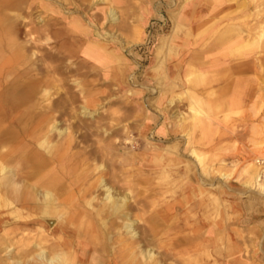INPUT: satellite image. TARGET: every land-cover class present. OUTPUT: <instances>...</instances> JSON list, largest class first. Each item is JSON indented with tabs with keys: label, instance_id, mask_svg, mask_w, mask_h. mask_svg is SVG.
<instances>
[{
	"label": "rangeland",
	"instance_id": "1",
	"mask_svg": "<svg viewBox=\"0 0 264 264\" xmlns=\"http://www.w3.org/2000/svg\"><path fill=\"white\" fill-rule=\"evenodd\" d=\"M134 1H26L25 27L20 38L25 43L22 67L27 80L36 77L39 87L48 93L39 96L38 105L27 106L36 113L32 118L27 116L22 123L21 143L14 148L16 142H7L4 150L26 146L27 152L37 147L34 138L45 137L46 126H49L46 123L50 121L58 129L65 130L61 135L52 132L49 138L58 144L70 141V150L62 158L63 166L72 172L70 179L79 175L85 183L80 188L84 189L101 176L107 186L118 190L120 196L129 193L131 218L138 219L134 224L135 240H138L135 243L141 245L140 249H150L154 254L153 261L143 264H264V191L247 185L249 176L245 172L246 167L256 165L259 158H264V121L260 124L259 107L251 115L247 141L241 146L236 143L235 155L229 160L225 156V146L213 148V142L204 145L194 131L195 119L204 116L201 111L205 107L200 97L197 100L194 90L202 83L200 71L182 96L174 98L176 104H185L181 111L176 107L173 109L177 117L164 118L162 97L166 89H171V93L180 90V84L167 74L166 69L178 52L171 47L172 38L183 31L178 25H174L175 28L171 25L164 32L158 29L160 33L156 34L155 19L147 27L138 26L142 4L139 0ZM162 3L161 7L164 6ZM229 3L236 9L235 15H241V11L247 14L245 19L235 23L244 26L245 39H252L254 27L264 24V0H229ZM178 5L168 10L174 16ZM258 5L262 8L260 14L256 12ZM110 6L117 11L115 22L107 15ZM164 11L163 17L167 19V8ZM89 49L92 53L100 51L105 64L94 61L88 55ZM33 51L36 52L34 56ZM263 104L261 101L260 107ZM151 112H154L158 121L155 124L161 132L165 123H173L172 120H181L188 125V130L179 135L167 127L172 134L174 131L177 134L166 140L159 138L154 132L156 125L146 126ZM234 118L238 120L241 116ZM1 149L0 152L4 151ZM192 149L201 155L200 162L193 160ZM153 153L165 158L162 165L154 164ZM132 154L135 157L127 160ZM15 161L17 156L10 165ZM99 164L102 168L94 169ZM257 167L260 171L258 164ZM25 172L26 169L23 176H26ZM222 174L228 176L222 178ZM68 183L69 180L64 182L70 186ZM93 190L98 199L95 204H98L103 191L96 186ZM72 191L77 203L84 205L88 193L80 194L79 189ZM65 207L67 209H62ZM85 208L77 207L83 213L73 225L55 223L51 228L46 224L39 225L40 209L32 204L19 202L15 207L3 208L0 211V215H5L0 219V264H12L14 260L24 264L27 253L36 252L35 243L50 252L62 241L63 244L69 242L78 253L83 247L93 252L95 245H106L103 229L90 233L92 222L88 224L87 221H94L95 217L91 208ZM15 209L27 217L15 218L12 214ZM70 209H74L73 206L59 205L56 212L67 218ZM86 210L89 215H85ZM120 223V220L114 222L113 228L120 227ZM151 226L153 233L149 231ZM85 227L88 228L87 235L73 233L74 229ZM122 239L127 240V236L123 235ZM207 239H213V244ZM196 241L206 246L201 249ZM118 243L106 246L104 255L110 254L109 258L116 264H130L125 247Z\"/></svg>",
	"mask_w": 264,
	"mask_h": 264
},
{
	"label": "bare ground",
	"instance_id": "2",
	"mask_svg": "<svg viewBox=\"0 0 264 264\" xmlns=\"http://www.w3.org/2000/svg\"><path fill=\"white\" fill-rule=\"evenodd\" d=\"M26 1L27 0H0V148H2L3 150L4 148H6L7 142H16L14 143V148L17 146V144L21 143V128L24 129L22 123L26 120L25 118H27V116H30L32 118L34 113H36L28 110L27 106H30L29 108H32L36 104L38 105L39 96H46L48 93V90L46 89L44 92L42 91V88L38 85L36 77L27 80L25 76L26 73L22 67V58L25 54V43H23L20 38L21 33L25 27L23 14L25 11ZM97 1L104 2L106 0ZM117 1L118 0H115V2ZM180 8L182 9V7ZM261 11L262 8L260 7V5H258L256 11L257 14H260ZM107 15L111 22H115L118 19L116 8L113 6H110L108 8ZM254 28V37L252 39H245L242 35L245 29L242 30V27L239 25L228 26L227 29H224V31L218 34L216 46H231L233 44L238 46L237 50L247 52L260 48L261 46H264V24H257ZM250 36L251 35H249L248 37ZM91 51V49L88 50V55H90L94 59V61H96L99 65L105 64V58L102 56L103 54L100 51L93 50V53ZM34 55H36L35 51L32 52V56ZM37 58L36 60H38ZM34 70H36V68ZM198 75V68L194 65H191L190 70L186 75V80L191 84L196 78H198ZM248 98L249 97H247V99ZM173 102L174 101L172 99L169 101L170 104H172ZM85 111L86 108L83 107V112L85 113ZM46 125L49 126H46L47 131L45 137L41 140L34 138L37 142V147L35 146L32 149H28L27 152L25 150L26 146L21 147L18 150H15L13 148L11 150L7 149L0 152V211L5 207H15V204L19 202L22 204L29 203L40 209V216L38 217L40 220L39 225L44 226L46 224L49 228H51L57 223H62L66 226L73 225V221L77 220L80 216H82L83 213V210L81 211L77 209V207H88L92 209L93 216L95 217L94 221L89 219V221H87L88 224L90 223V221L92 222V228L89 229L90 233L91 231L103 229V234L106 238L107 243L106 245L104 244L100 247H97V245L94 244L96 246V249L93 252H89V249L83 247L81 253H78L76 248L73 247L72 243L70 244L69 242L63 244L62 241L61 244H57L52 247L51 250H49L50 252H47L46 249L41 246V244L35 243L34 246L37 247L36 252L34 254L27 253V259L25 260L24 264H114L113 261L115 262V260L109 258L110 254H104L106 246L108 247L109 244L113 246L116 242H119L118 245L121 244L123 247H125V250L127 252L126 256L128 257V262L130 264H137V262L143 264L145 262L153 261V252L150 249H140L139 247L141 245L135 243L138 240H135L137 232L134 224L138 219L131 218V207L128 205L129 193H125L120 196L118 194V190L116 188H112L111 186H107L106 183L102 180L101 176L96 179L93 185L91 182L88 183L87 187L85 186L84 189L80 188V186H83L85 184L83 182V179L79 178V175L77 174L75 175V177L73 176L70 179L69 175L72 174V172L70 171V169L63 166L64 160H62V158H64L63 155L68 154L70 150V141H62L58 144V142H53L49 138L50 133L57 132V135H61L65 130L58 129L56 125L52 123V121L46 123ZM23 134V136L26 135L25 133ZM58 152H60V154H58ZM190 152L195 163L196 161L200 162L201 155H199L195 149H192ZM16 156L17 161H15L14 165H10L9 162L12 161ZM131 156H128L127 160H132L134 155L132 154ZM164 160L165 158L158 154H155L153 159L156 166L162 165ZM101 168L102 164L94 167V169ZM257 168V164L249 165V167H246L245 172L249 176L246 184L254 186V188H258L260 191H264V180L261 176V170L258 171ZM24 169H26V176H23ZM165 175H167L166 172ZM221 176L222 178H226L228 175L222 174ZM66 180H69L70 186L64 184ZM95 186L98 189H102L103 191L102 199L99 200L98 204H95L96 201H98L96 197L97 195L95 194L96 191L93 190ZM72 189H79L80 194L83 192L88 193V199L85 201V203H83L84 205H79L77 203V199L74 198V194H71L73 192ZM66 204H68L69 206H73L74 208L70 209L69 217L67 218L63 217L64 215L62 213L56 212V207ZM66 207L62 209L65 210L67 209ZM12 214L15 218L18 219L27 217V215L23 216L22 214H20L17 209L13 210ZM85 215H89V211L86 210ZM4 218L5 215L1 214L0 219ZM117 220L121 221L120 227L113 228V223L117 222ZM153 220H156V218ZM162 223L164 222L162 221ZM87 229V227L82 230L74 229L73 233L77 234L78 236H80L81 234L87 235V233H89L87 232ZM116 230L118 232H116ZM149 231L151 233L155 232L152 226L149 227ZM113 234H116L114 235L115 239H113ZM123 235L127 236V240L122 239ZM116 237L118 238V241ZM207 241L213 244V239H207ZM196 243L201 249L206 246L202 244L201 241L199 243L198 241H196ZM211 244L207 246H210ZM27 251H29V249ZM85 252H87V255L85 254ZM19 263V260H14L12 264Z\"/></svg>",
	"mask_w": 264,
	"mask_h": 264
},
{
	"label": "crops",
	"instance_id": "3",
	"mask_svg": "<svg viewBox=\"0 0 264 264\" xmlns=\"http://www.w3.org/2000/svg\"><path fill=\"white\" fill-rule=\"evenodd\" d=\"M162 1V4H165L163 7H161ZM162 1L139 0L142 4V10L140 12L141 22L137 25L144 28L151 24V20L155 19L157 21L154 22L153 28L156 26L157 32L154 31L156 34H159L160 31L164 32L171 25L173 28L174 25H178L183 31L181 36L178 35L173 38L171 47L176 48L178 52L166 69L167 74L178 81L180 90L171 93V89H166L165 96L162 97L164 99L162 102L164 118H168V116L170 118L172 116L177 117L173 109L176 107L181 111L184 107L185 104H176L174 98L176 96L181 97L187 89L190 83L186 80V75L191 65L196 66L203 77L200 78L202 83H198L199 86L195 87L194 90L197 100L200 97L205 103V107L201 111L204 116L197 117L194 122L196 137L203 141L204 145L213 142V148L216 146L224 148L225 146L227 152L225 156L229 160L235 155L236 143L241 146L245 140L247 141L246 131L251 128L250 118L258 107L260 124L264 121V104L260 107L261 101H264V46L249 52L237 50L238 46L233 44L231 46H216L218 34L227 29L228 26L239 25L244 30V26L240 25V22L239 24L235 23V21L242 20L247 17V14L241 11V15H235L236 9L230 5L229 0H167V3L165 0ZM177 4H179L177 14L174 16V13L172 14L168 10ZM164 8H167L168 11L167 19L163 17L166 13ZM163 18L164 21L161 20ZM242 35L244 37V32ZM257 54L258 56H256ZM261 93H263L262 96H260ZM247 97L249 98L247 99ZM171 99L174 101L172 104L169 103ZM151 113L154 117L147 116V127L156 125L155 114L154 112ZM235 115L241 116V119L236 120ZM172 121L174 124L165 123L162 132L157 125L156 129L153 128L156 130L154 132L157 137L166 140L174 137L173 134L176 131L180 135L188 130V125L181 123V120L179 122ZM236 123L243 124L237 126ZM188 124L190 125V123ZM167 127L171 128V131L172 129L176 131L172 134ZM240 127L242 128L241 131L238 130ZM153 154L152 161L155 156Z\"/></svg>",
	"mask_w": 264,
	"mask_h": 264
},
{
	"label": "built area",
	"instance_id": "4",
	"mask_svg": "<svg viewBox=\"0 0 264 264\" xmlns=\"http://www.w3.org/2000/svg\"><path fill=\"white\" fill-rule=\"evenodd\" d=\"M257 164L260 166L261 176L264 178V158H259Z\"/></svg>",
	"mask_w": 264,
	"mask_h": 264
}]
</instances>
